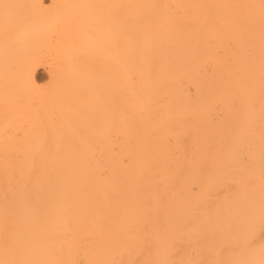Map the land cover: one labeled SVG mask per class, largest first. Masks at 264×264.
<instances>
[{
    "label": "bare ground",
    "instance_id": "1",
    "mask_svg": "<svg viewBox=\"0 0 264 264\" xmlns=\"http://www.w3.org/2000/svg\"><path fill=\"white\" fill-rule=\"evenodd\" d=\"M0 264H264V0H0Z\"/></svg>",
    "mask_w": 264,
    "mask_h": 264
},
{
    "label": "rangeland",
    "instance_id": "2",
    "mask_svg": "<svg viewBox=\"0 0 264 264\" xmlns=\"http://www.w3.org/2000/svg\"><path fill=\"white\" fill-rule=\"evenodd\" d=\"M38 76H39V80H40L41 82L44 81V79H46V73L43 72L42 69L39 70V72H38Z\"/></svg>",
    "mask_w": 264,
    "mask_h": 264
}]
</instances>
